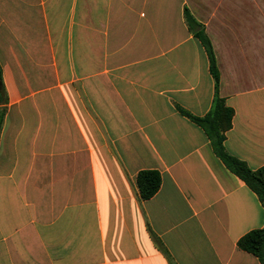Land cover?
<instances>
[{
  "label": "crops",
  "instance_id": "1",
  "mask_svg": "<svg viewBox=\"0 0 264 264\" xmlns=\"http://www.w3.org/2000/svg\"><path fill=\"white\" fill-rule=\"evenodd\" d=\"M0 69V264H262L237 242L264 206L179 109L217 95L264 167V0H0Z\"/></svg>",
  "mask_w": 264,
  "mask_h": 264
},
{
  "label": "trees",
  "instance_id": "2",
  "mask_svg": "<svg viewBox=\"0 0 264 264\" xmlns=\"http://www.w3.org/2000/svg\"><path fill=\"white\" fill-rule=\"evenodd\" d=\"M184 18L188 29L202 45L209 62V72L214 81L216 90L219 74L211 43L204 33L203 27L197 23L188 11L184 10ZM216 92V91H215ZM0 99L4 100V89L0 69ZM2 102L0 103V105ZM179 112L190 121L198 125L209 139L214 154L220 159L224 166L256 194L259 202L264 206V167L257 170H250L238 159L230 156L224 149V134L231 126L232 110L217 95L214 96L210 111L203 117H195L188 112L179 109ZM3 112L0 110V129L2 125ZM136 186L141 200H148L153 197L160 187V174L155 170H142L136 175ZM156 245L165 253L163 248L154 240ZM237 246L239 249L248 252L264 264V228L253 230L242 236ZM166 254V253H165ZM169 264H174L170 259Z\"/></svg>",
  "mask_w": 264,
  "mask_h": 264
},
{
  "label": "water",
  "instance_id": "3",
  "mask_svg": "<svg viewBox=\"0 0 264 264\" xmlns=\"http://www.w3.org/2000/svg\"><path fill=\"white\" fill-rule=\"evenodd\" d=\"M0 101H1V99H0Z\"/></svg>",
  "mask_w": 264,
  "mask_h": 264
}]
</instances>
